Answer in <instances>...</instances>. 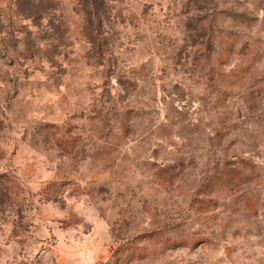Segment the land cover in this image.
I'll return each mask as SVG.
<instances>
[{
	"label": "rangeland",
	"instance_id": "374dc122",
	"mask_svg": "<svg viewBox=\"0 0 264 264\" xmlns=\"http://www.w3.org/2000/svg\"><path fill=\"white\" fill-rule=\"evenodd\" d=\"M0 264H264V0H0Z\"/></svg>",
	"mask_w": 264,
	"mask_h": 264
}]
</instances>
